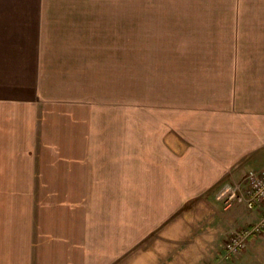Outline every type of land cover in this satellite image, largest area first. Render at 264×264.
Returning <instances> with one entry per match:
<instances>
[{
  "label": "crops",
  "instance_id": "obj_1",
  "mask_svg": "<svg viewBox=\"0 0 264 264\" xmlns=\"http://www.w3.org/2000/svg\"><path fill=\"white\" fill-rule=\"evenodd\" d=\"M5 25L0 178L12 169L17 177L2 174L0 187L42 191L18 197L21 207L12 218L10 207H0V264L137 260L140 245L161 232L173 213L203 197L201 203L225 213L222 231L260 219L263 208L225 209L217 194L249 169L264 167L263 52H223L227 72H219L211 52L181 53V126L171 127L167 105L154 110L152 100H123L115 87L102 94L97 85L107 52L91 53L88 39L52 35L44 21L28 57L24 40ZM91 57L98 62L93 69ZM177 135L181 149L173 151ZM0 202L11 203L5 197ZM15 231L24 241L11 243ZM195 241L181 244V264H232L222 251L215 262L202 258L216 246ZM152 242L146 264L150 258L164 264V245ZM252 252L247 259L264 264V244Z\"/></svg>",
  "mask_w": 264,
  "mask_h": 264
},
{
  "label": "rangeland",
  "instance_id": "obj_2",
  "mask_svg": "<svg viewBox=\"0 0 264 264\" xmlns=\"http://www.w3.org/2000/svg\"><path fill=\"white\" fill-rule=\"evenodd\" d=\"M40 3L44 5L42 12L37 9ZM0 15L4 28L24 40L22 46L26 53L29 48L28 57L33 55L34 41L44 21L52 35L88 39L91 53L107 52L103 60L106 70L97 85L102 87V94L108 96L115 87L116 97L121 90L123 100H152L154 110L167 105L171 127L181 126V53L195 51L202 57L211 52L219 63V72H227V61L221 60L223 52L264 53V0H0ZM95 62L91 57V69ZM172 139V150L181 149V136ZM2 174L6 180L17 177L15 169L1 173V178ZM36 191L42 189L0 187V200L5 197L11 201L7 205L0 202V207H10L12 218V212L21 207L18 197L38 195ZM204 199L187 203L171 215L161 232L142 243L134 253L138 264L141 256V264H146L145 249L152 241L164 245V264H181V244L194 239L197 244L207 240L210 247L216 246L209 254L202 253V258L215 262L218 255L219 259L231 235L229 229L222 231L227 217L201 203ZM263 234H256L247 249L227 260L232 264H255L256 257L249 261L246 255L257 253L252 250L264 244ZM10 239L11 243L24 241L23 236L18 239L16 231ZM137 260L132 255L118 264H137ZM147 263L153 264L152 258Z\"/></svg>",
  "mask_w": 264,
  "mask_h": 264
},
{
  "label": "built area",
  "instance_id": "obj_3",
  "mask_svg": "<svg viewBox=\"0 0 264 264\" xmlns=\"http://www.w3.org/2000/svg\"><path fill=\"white\" fill-rule=\"evenodd\" d=\"M225 209L236 203H242L249 209L262 207L264 210V167L248 170L240 179L227 182L217 194ZM264 231V213L260 220L250 226L233 232L224 244L225 257L241 253L248 240Z\"/></svg>",
  "mask_w": 264,
  "mask_h": 264
},
{
  "label": "trees",
  "instance_id": "obj_4",
  "mask_svg": "<svg viewBox=\"0 0 264 264\" xmlns=\"http://www.w3.org/2000/svg\"><path fill=\"white\" fill-rule=\"evenodd\" d=\"M256 236V234L255 235H253V237H255Z\"/></svg>",
  "mask_w": 264,
  "mask_h": 264
}]
</instances>
